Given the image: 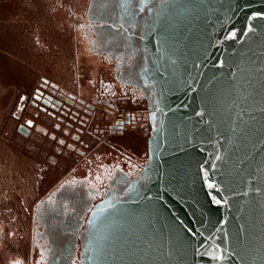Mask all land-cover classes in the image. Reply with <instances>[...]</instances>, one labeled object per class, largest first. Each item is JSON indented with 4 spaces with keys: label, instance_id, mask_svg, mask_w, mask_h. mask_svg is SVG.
I'll list each match as a JSON object with an SVG mask.
<instances>
[{
    "label": "water",
    "instance_id": "1",
    "mask_svg": "<svg viewBox=\"0 0 264 264\" xmlns=\"http://www.w3.org/2000/svg\"><path fill=\"white\" fill-rule=\"evenodd\" d=\"M145 25L149 159L90 209L82 264H264V0H163Z\"/></svg>",
    "mask_w": 264,
    "mask_h": 264
},
{
    "label": "flooded vegetation",
    "instance_id": "2",
    "mask_svg": "<svg viewBox=\"0 0 264 264\" xmlns=\"http://www.w3.org/2000/svg\"><path fill=\"white\" fill-rule=\"evenodd\" d=\"M162 1L84 0L73 44L19 45L36 71L11 111L27 178L1 207L21 225L12 264H82L90 209L139 185L155 111L141 36Z\"/></svg>",
    "mask_w": 264,
    "mask_h": 264
},
{
    "label": "rangeland",
    "instance_id": "3",
    "mask_svg": "<svg viewBox=\"0 0 264 264\" xmlns=\"http://www.w3.org/2000/svg\"><path fill=\"white\" fill-rule=\"evenodd\" d=\"M65 2L78 5L72 8ZM83 4L84 0H0V264H12L18 258L13 245H18L21 226L4 219L7 212L1 207L8 205L11 194L16 195L11 190L24 184L23 177L27 179L21 165L25 152H17L13 144L18 134L11 111L20 91L30 88L29 70L36 67L27 56L28 49L19 45L73 44V11H81ZM15 200L19 201L18 196Z\"/></svg>",
    "mask_w": 264,
    "mask_h": 264
},
{
    "label": "snow or ice",
    "instance_id": "4",
    "mask_svg": "<svg viewBox=\"0 0 264 264\" xmlns=\"http://www.w3.org/2000/svg\"><path fill=\"white\" fill-rule=\"evenodd\" d=\"M222 63V62H221ZM218 203L220 202V201H217ZM217 259H222V255L221 256H219V257H217Z\"/></svg>",
    "mask_w": 264,
    "mask_h": 264
},
{
    "label": "crops",
    "instance_id": "5",
    "mask_svg": "<svg viewBox=\"0 0 264 264\" xmlns=\"http://www.w3.org/2000/svg\"><path fill=\"white\" fill-rule=\"evenodd\" d=\"M0 88H2V86L0 85ZM2 122V121H1Z\"/></svg>",
    "mask_w": 264,
    "mask_h": 264
}]
</instances>
